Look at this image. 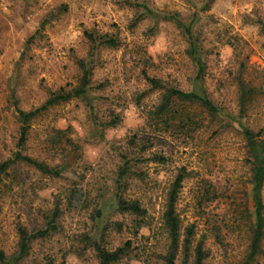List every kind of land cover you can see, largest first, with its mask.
<instances>
[{"label": "rangeland", "instance_id": "obj_1", "mask_svg": "<svg viewBox=\"0 0 264 264\" xmlns=\"http://www.w3.org/2000/svg\"><path fill=\"white\" fill-rule=\"evenodd\" d=\"M166 12L194 19L200 79L182 27ZM262 24L264 0H0V161L21 151L61 170L45 173L18 160L0 174V248L11 255L19 227L44 229L57 211V228L32 240L19 264H99L95 242L113 250L129 239L132 250L112 264H165L164 198L185 167L177 212L183 226L195 225L205 264L242 261L254 222L253 157L243 128L264 142ZM86 32L112 35L119 45L93 50ZM81 60L92 68L87 97L38 113L19 145L17 110L78 85ZM149 77L204 92L220 111L210 119L187 108L203 118L197 130L159 131L148 113L162 90L151 89ZM111 119L117 122L108 126ZM133 136L136 146L129 144ZM122 155L139 159L141 176L123 192L147 210L149 225L138 235L116 208ZM261 197L264 216V181ZM251 264H264V234Z\"/></svg>", "mask_w": 264, "mask_h": 264}, {"label": "trees", "instance_id": "obj_2", "mask_svg": "<svg viewBox=\"0 0 264 264\" xmlns=\"http://www.w3.org/2000/svg\"><path fill=\"white\" fill-rule=\"evenodd\" d=\"M149 11L151 10L149 9ZM162 14H164L167 19L173 20L177 23V25L182 27L183 33L189 41V54L198 67V73L195 79H200L202 76L201 74L203 73L204 64L199 54L196 36L193 34L192 30L194 19H191V21L187 23L180 18L179 13L177 12H166ZM262 30L264 31V24H262ZM87 37L92 43L93 50H96L100 45L114 47L119 45V40L109 34H103L99 37H95L92 33H87ZM80 63L83 68V73L78 85L70 88L61 87L56 91H53L43 104L35 109L28 111L22 109L17 110L18 120L21 123L19 145L24 144L27 138L30 122L38 113L47 110L55 104L66 102L72 98L87 97L88 91L91 88L90 78L92 68L88 67L83 60H81ZM148 79L151 89L162 90L160 101L148 113L149 118H151L156 126H159V131H168L173 129L180 131L181 133L189 134L197 130L202 125L203 118L197 117L195 113H192L190 110L188 111L187 108H199L200 112L206 113L207 117L210 119L214 118L220 111V109L204 92L192 90L185 91L175 86L166 85L161 79L156 77H149ZM116 122L117 121L115 119H111L110 121H107L106 124L108 126H113ZM243 134L248 141V146L253 157L251 197L253 202L252 214L254 216V222L252 225V235L248 251L242 261L237 264H251L260 252V242L264 234L263 202L261 197V188L264 181V142L262 140H258L256 138L258 134L254 133L249 128H243ZM134 138L135 137L133 136L129 139V144H136L137 140L134 141ZM121 157L123 160L115 175V196L117 200L116 208L120 213L131 217V228L133 233L138 235L141 228L149 225V223L145 221L147 210L138 198L125 196L123 192L127 189L129 181L139 175V172L135 169V164L138 163L139 159L135 157L130 158L127 155H122ZM154 158L158 159L159 162H163L165 160V157L158 155L157 153L154 154ZM18 160H22L36 166L39 170L45 173L59 174L61 171L60 169L52 168L42 161L33 159L22 154L21 151H18L14 158L0 161V174L5 172L12 163ZM187 174L188 173L185 167L177 168V172L174 174L172 181L167 187L164 198L161 225L166 233L167 245L166 251L161 255V257L164 259L165 264H177L178 259H180L179 264H205L204 260L208 255V253L203 249V242L201 240H195V225L188 224L183 226L177 212L179 191L182 188L183 181ZM56 218L57 211L54 213L52 218L47 221L44 229L29 231L25 227H19V241L17 249L11 255H7L5 251L0 248V264H19L28 253L32 240L47 237L57 228V225L55 224ZM131 244L132 240L129 239L123 245L113 250H109L95 242L94 246L99 259V264H112L119 261L122 256L128 254V252L132 250ZM45 264L53 263L48 261Z\"/></svg>", "mask_w": 264, "mask_h": 264}]
</instances>
